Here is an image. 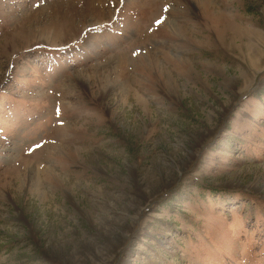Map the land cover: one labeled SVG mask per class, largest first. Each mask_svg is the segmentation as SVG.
<instances>
[{
	"label": "rangeland",
	"instance_id": "obj_1",
	"mask_svg": "<svg viewBox=\"0 0 264 264\" xmlns=\"http://www.w3.org/2000/svg\"><path fill=\"white\" fill-rule=\"evenodd\" d=\"M0 264H264V0H0Z\"/></svg>",
	"mask_w": 264,
	"mask_h": 264
}]
</instances>
